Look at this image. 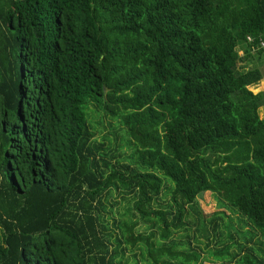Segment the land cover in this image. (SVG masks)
Instances as JSON below:
<instances>
[{
	"label": "trees",
	"instance_id": "obj_1",
	"mask_svg": "<svg viewBox=\"0 0 264 264\" xmlns=\"http://www.w3.org/2000/svg\"><path fill=\"white\" fill-rule=\"evenodd\" d=\"M255 58L264 0H0V264H264Z\"/></svg>",
	"mask_w": 264,
	"mask_h": 264
},
{
	"label": "rangeland",
	"instance_id": "obj_2",
	"mask_svg": "<svg viewBox=\"0 0 264 264\" xmlns=\"http://www.w3.org/2000/svg\"><path fill=\"white\" fill-rule=\"evenodd\" d=\"M241 54H243V52H240ZM242 63V62H241ZM245 64V62L243 63ZM260 66L261 68L264 69V58L259 59V58H255L254 60L248 62V64H246L247 68L253 67V66ZM250 89L254 92V93H258L262 90H264V78L259 81V83L251 85ZM260 116L263 117L264 116V109L260 108ZM96 120H100V119H96ZM102 120V119H101ZM98 132L101 133H97V137L101 138L103 136V132H105V134H109L110 138L114 139V143H110L109 141H106L105 144L108 146H110L115 153L117 154H121L122 156L124 155H130L132 153L131 149H128L126 147V145L124 144V141L121 140V137L123 136H116V134H118V132L115 129H112L111 126L109 125V121L108 120H102L101 122V126L99 127V129H96ZM120 135H123L122 132L120 133ZM118 141V143L116 144V139ZM126 138V137H125ZM120 145L121 147H116L115 145ZM163 179H165L166 181H169V179H167L165 177V175H163ZM131 197H128L126 200H123V198L120 195H117L116 192H114L110 198V202L114 203L117 202L113 205V215H115L116 218H120L121 216H124L126 211L129 209V205L132 206L133 205V200H130ZM129 202V203H128ZM170 202V197L169 195L165 194V188L163 189V191L161 192V195L158 199V203L155 204V206H158V204H162L161 206L165 207L169 204ZM198 202L199 205L203 208V210L208 213V214H212L213 212L219 210L217 207V201L214 197V195H212L211 193H204L202 195H200L198 197ZM128 203V204H127ZM228 214H230L233 218V220L235 221L236 218L238 217L237 215L233 214L231 210H227ZM210 219V218H209ZM237 225V224H235ZM209 228H210V239L207 241L205 239H198L199 242L196 243L195 240H192L191 238V233H193V227L191 228V230L188 232L190 238L189 240L191 241V246L198 252L200 250H203L206 247V244H208V247L213 248L215 246H217V243L215 241L211 240V236L212 234H214V230H213V225L208 224ZM113 227V226H112ZM137 232L138 231H142L145 232L147 231L146 229V225L143 222H140V224L138 225V228L136 229ZM219 231H222L225 234V229L223 228V223L220 222V229ZM183 231H179V235H183ZM216 235V234H215ZM183 239H185L183 237ZM224 239V237H223ZM131 251H126L125 257H129L130 261H133V258L131 257ZM125 259V258H124ZM202 264H213L214 262H211V260L207 259V258H203L202 260ZM137 264H143L142 261H139Z\"/></svg>",
	"mask_w": 264,
	"mask_h": 264
}]
</instances>
